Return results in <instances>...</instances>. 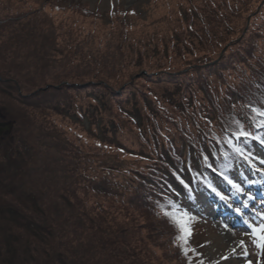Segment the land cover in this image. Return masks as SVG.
Masks as SVG:
<instances>
[{"label": "trees", "instance_id": "obj_1", "mask_svg": "<svg viewBox=\"0 0 264 264\" xmlns=\"http://www.w3.org/2000/svg\"><path fill=\"white\" fill-rule=\"evenodd\" d=\"M21 4V0H0V121L13 122L11 132L0 136V264H155V256L141 243L145 240L130 219L136 216L155 230L163 241L159 245H169L179 264H210L199 252L186 256L196 247L195 220L184 243L177 239L179 229L165 212H186L184 200L196 196L197 186L204 188L212 170L228 175V169L244 163L239 151L246 154L256 140H264V49L260 51L264 47L257 46L256 39L263 38L255 35L257 22L247 24L248 10L242 9L239 19L245 21L239 33L247 24L252 34L241 38V47L231 58L223 57L224 68L216 69L223 80L225 71L231 72L225 89L210 90L211 70L223 58L202 61L209 58L206 52L188 64L193 78L183 81L193 82L194 88L182 91L183 81H178L177 97H168V106L160 110L147 102L150 108L144 119L139 108L132 110L130 119L146 149L128 154L147 162L146 170L106 164L100 180L93 182L87 176L94 169L90 159L81 157V149L49 128L51 124L39 113L66 116L72 109L68 93L80 94L89 84L84 79L90 74L86 56L68 62L80 48L74 46L65 60L59 51L56 61L53 33L40 29L36 19L23 21ZM31 56L41 61L36 80L30 71ZM80 61L83 64L76 67ZM231 76L237 77L235 83ZM98 85L103 91L93 86L86 98L99 104L109 98L105 96L112 94L110 90L118 89L107 82ZM181 91L187 93L178 98ZM201 93L206 95L198 97ZM26 127L33 130L27 138L20 134ZM115 145L119 153L125 152L124 144ZM119 171L124 176L118 182ZM85 179L89 185L83 183Z\"/></svg>", "mask_w": 264, "mask_h": 264}, {"label": "rangeland", "instance_id": "obj_2", "mask_svg": "<svg viewBox=\"0 0 264 264\" xmlns=\"http://www.w3.org/2000/svg\"><path fill=\"white\" fill-rule=\"evenodd\" d=\"M212 1L21 0L20 11L25 18L23 21L36 19L35 23L40 29H49L53 33L55 41L52 40L54 44L51 46L56 49V61L60 60L59 51L66 58V52L75 51L73 47L80 46L77 54L67 61H74L79 55L85 54L86 64L90 66V74L84 78L89 81V84L84 85L87 88H82L80 94L68 93L73 106L70 111L64 112L66 116L47 110L39 112L51 124L49 128L56 129L81 149V157L84 155L90 159L88 161L94 165L91 173L87 172L90 180H100L102 168L106 164L121 169L146 170L147 162L128 154L146 149L133 125L134 119H130L132 110L139 108L138 113L144 119L149 112L148 103L157 110L166 108L168 97H177V82L193 78V68L188 64L196 56L200 58L207 52L209 58L202 61L213 60V63L225 55L231 58L240 49L238 43L241 38L252 34L250 29L247 30L248 23L253 25L257 22L255 35L259 33L263 37L262 40L256 39L257 46L264 47V0ZM245 8L248 10L247 24L239 33L241 21H245V17L239 19V14ZM224 23L229 27L224 26ZM30 61L31 74H36L33 79H39L41 75L37 67L41 61L32 56ZM226 63L227 60L223 58L211 70L214 77H209L210 90L211 87L223 89L229 83L231 72L223 70L227 75L223 80L216 70L224 68ZM82 64L80 61L75 65L79 67ZM236 78L231 76L230 82L235 83ZM105 82L118 89L110 90L112 94L107 93L105 97L109 98L103 104L86 98L87 91L93 86L97 91H103L98 84ZM185 84L184 81L179 83L184 87L182 91L194 88L193 82ZM182 91L178 93V98L186 95L187 92ZM132 94H135V98L130 99ZM205 95L201 93L197 96ZM110 122H114L115 127ZM116 126L119 129L116 130ZM32 132L31 127H26L20 134L27 138ZM13 136L14 132L8 139L13 140ZM112 142L124 144L125 152L119 153L115 143L112 148L109 147ZM254 154L260 161L259 170L264 173V149L257 146ZM95 172L100 175L94 176ZM123 176L119 171L115 179L119 182ZM234 177L241 189L247 187L253 193L252 182L247 186L239 174ZM245 178L253 181L257 179L256 174L251 175L249 172H245ZM84 181L81 182L85 185L89 182L87 179ZM224 188L234 196L240 195V192L231 190L228 185ZM199 193L200 189L194 199L189 198L183 202L184 209L196 218L192 228V239L196 247L186 256L191 258L192 254L199 252L210 264H264V249L256 246L249 231L240 232L234 225L224 223L213 209L215 203L204 196L207 194ZM247 198L248 195L240 197L245 202ZM256 208L259 206L253 207ZM257 213L264 217L263 210ZM130 219L136 227V233L145 240H141V243H146L155 256V264H179L170 254L168 244L159 245L163 241L148 223L137 216ZM248 221L252 228L264 223L256 215L249 217Z\"/></svg>", "mask_w": 264, "mask_h": 264}, {"label": "snow or ice", "instance_id": "obj_3", "mask_svg": "<svg viewBox=\"0 0 264 264\" xmlns=\"http://www.w3.org/2000/svg\"><path fill=\"white\" fill-rule=\"evenodd\" d=\"M264 115V113H261ZM239 135L246 136L247 133L240 132ZM232 187L239 193L241 192V188L239 185L232 183ZM213 192H216L215 188L211 189ZM216 195L220 197L221 200H226L227 198L221 195L219 192H216ZM239 214V209H236ZM166 216H169L173 221L174 225L179 229L180 235L177 239L182 240L184 243H187L188 238L191 235V223L194 220V217H191L187 212H180L178 209H173L172 212H165ZM252 235L255 239L256 246L258 248L264 249V223H261L259 226L254 227L252 230Z\"/></svg>", "mask_w": 264, "mask_h": 264}, {"label": "water", "instance_id": "obj_4", "mask_svg": "<svg viewBox=\"0 0 264 264\" xmlns=\"http://www.w3.org/2000/svg\"><path fill=\"white\" fill-rule=\"evenodd\" d=\"M13 122L0 121V136L2 134H9L12 130Z\"/></svg>", "mask_w": 264, "mask_h": 264}]
</instances>
